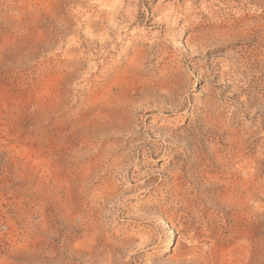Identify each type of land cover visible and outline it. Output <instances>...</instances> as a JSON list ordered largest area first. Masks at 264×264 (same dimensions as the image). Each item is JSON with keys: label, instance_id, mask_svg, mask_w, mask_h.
I'll return each mask as SVG.
<instances>
[{"label": "rangeland", "instance_id": "1", "mask_svg": "<svg viewBox=\"0 0 264 264\" xmlns=\"http://www.w3.org/2000/svg\"><path fill=\"white\" fill-rule=\"evenodd\" d=\"M0 264H264V0H0Z\"/></svg>", "mask_w": 264, "mask_h": 264}, {"label": "bare ground", "instance_id": "2", "mask_svg": "<svg viewBox=\"0 0 264 264\" xmlns=\"http://www.w3.org/2000/svg\"><path fill=\"white\" fill-rule=\"evenodd\" d=\"M81 2H82V1H81ZM121 4H122V3H121ZM121 4H120V6H121ZM80 6H81V5H80ZM123 6H124V5H123ZM123 6H122V7H123ZM107 7H108V6H107ZM116 7H117V5H116ZM118 7H119V6H118ZM119 8H121V7H119ZM90 9H91V7H90ZM116 9H117V8H116ZM118 10H119V9H118ZM114 11H115V10H114ZM176 11H177V10H176ZM107 12H108V11H107ZM107 12H106V14H107ZM112 13H113V12H112ZM177 14H178V13H177ZM108 15H109V14H108ZM110 15H111V14H110ZM115 15H116V14H115ZM106 16H107V15H106ZM130 16H131V15H130ZM96 17H97V15H96ZM107 18H108V17H107ZM160 18H161V17H160ZM86 19H87V18H86ZM112 19H114V18H112ZM126 19H127V18H126ZM109 20H110V19H109ZM112 21H113V20H112ZM96 22H98V20H97ZM102 23H103V22H102ZM114 24H115V23H114ZM121 24H122V23H121ZM173 24H174V23H173ZM111 25L113 26V24L110 23V26H111ZM168 25H169V24H168ZM104 26H106V25H104ZM117 26H118V25H117ZM96 28H98V27H96ZM96 28H95V29H96ZM89 29L91 30V28H89ZM105 29H106V28H105ZM113 29H114V28H113ZM113 29H112V30H113ZM109 30H111V28H110ZM170 32H171V31H170ZM86 33H88V32H86ZM99 33H100V32H99ZM105 33H106V32H105ZM107 33H109V32H107ZM115 34H116V33H115ZM93 36H94V35H93ZM107 36H108V35H107ZM86 37H87V36H86ZM90 39H91V38H90ZM95 39H96V38H95ZM108 39H109V38H108ZM112 40H113V39H112ZM94 68H95V67H94Z\"/></svg>", "mask_w": 264, "mask_h": 264}]
</instances>
